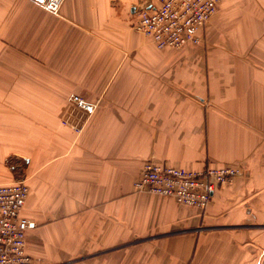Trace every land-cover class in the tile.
Returning a JSON list of instances; mask_svg holds the SVG:
<instances>
[{
	"label": "crops",
	"instance_id": "0c3cea01",
	"mask_svg": "<svg viewBox=\"0 0 264 264\" xmlns=\"http://www.w3.org/2000/svg\"><path fill=\"white\" fill-rule=\"evenodd\" d=\"M158 3L0 0V184L28 186L31 264H264V0H219L180 48L131 25ZM150 159L239 173L200 209L136 190Z\"/></svg>",
	"mask_w": 264,
	"mask_h": 264
},
{
	"label": "built area",
	"instance_id": "2783aa9c",
	"mask_svg": "<svg viewBox=\"0 0 264 264\" xmlns=\"http://www.w3.org/2000/svg\"><path fill=\"white\" fill-rule=\"evenodd\" d=\"M57 12L63 0H29ZM219 0H159L137 10L132 27L158 48H180L201 41V31L216 12ZM93 104L72 93L60 106L59 126L76 136L88 121ZM239 173L237 166L185 169L146 160L134 181L136 190L172 197L178 203L204 209L214 190ZM28 186L23 180L0 184V264H31L26 237L35 222L21 214Z\"/></svg>",
	"mask_w": 264,
	"mask_h": 264
},
{
	"label": "water",
	"instance_id": "95a60500",
	"mask_svg": "<svg viewBox=\"0 0 264 264\" xmlns=\"http://www.w3.org/2000/svg\"><path fill=\"white\" fill-rule=\"evenodd\" d=\"M60 131L61 132H63L64 134H69V136H71V137H73V134H70V132H69V129H67L66 127H64V126H60Z\"/></svg>",
	"mask_w": 264,
	"mask_h": 264
}]
</instances>
